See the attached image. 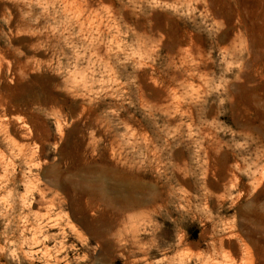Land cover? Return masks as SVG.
<instances>
[{"label": "rangeland", "instance_id": "rangeland-1", "mask_svg": "<svg viewBox=\"0 0 264 264\" xmlns=\"http://www.w3.org/2000/svg\"><path fill=\"white\" fill-rule=\"evenodd\" d=\"M3 148L0 264H264V0H0Z\"/></svg>", "mask_w": 264, "mask_h": 264}, {"label": "bare ground", "instance_id": "bare-ground-1", "mask_svg": "<svg viewBox=\"0 0 264 264\" xmlns=\"http://www.w3.org/2000/svg\"><path fill=\"white\" fill-rule=\"evenodd\" d=\"M91 9V8H89ZM13 130H17L19 133H21V140H25V137H26V128L23 127V126H16V125H13L12 126ZM4 144V143H3ZM11 145H13V148L11 149V151L9 152V154L12 156L15 153H17L18 156H21L22 158H24V160L28 163V164H31L33 161H32V156H29L28 157V151L23 149L22 147H19V146H16L15 144L11 143ZM5 146V145H4ZM7 146V145H6ZM5 148V147H4ZM0 149V164H5V162H7L9 160V158L6 157V154H8V152L5 150V149ZM30 152V151H29ZM5 166V165H4ZM14 171V170H13ZM12 174V173H11ZM14 174V173H13ZM56 178H54L55 180ZM129 179V177H128ZM102 180V179H101ZM131 180V179H129ZM56 181V180H55ZM8 182V181H6ZM10 182L12 184L15 183V181H11ZM104 183V182H103ZM102 183V181H99V182H96L95 184L92 185V188H91V191H90V195L94 194L98 197V201L104 206V207H109L110 206V200L107 198V190H106V187L104 186V184ZM11 188V186L9 187ZM14 189V188H13ZM7 190H11V189H7ZM15 190V189H14ZM92 193V194H91ZM54 203V202H53ZM147 203V201L145 199L141 200V201H135L134 204L130 205V206H126L124 207V211H129L131 210L133 207L136 206H144L145 204ZM55 204V203H54ZM55 207V206H54ZM57 207H60V206H57ZM123 212V211H122ZM119 223H122L121 221H119ZM109 228H106V229H102L101 230V234H99V238H106L107 235H109L110 231L108 232ZM99 238L95 239V242L96 244H100L99 242ZM101 238V239H102Z\"/></svg>", "mask_w": 264, "mask_h": 264}]
</instances>
